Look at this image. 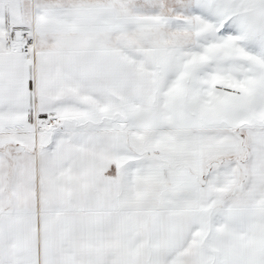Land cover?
I'll return each mask as SVG.
<instances>
[{"label":"snow or ice","instance_id":"6c2138e0","mask_svg":"<svg viewBox=\"0 0 264 264\" xmlns=\"http://www.w3.org/2000/svg\"><path fill=\"white\" fill-rule=\"evenodd\" d=\"M0 264H264V0H0Z\"/></svg>","mask_w":264,"mask_h":264}]
</instances>
